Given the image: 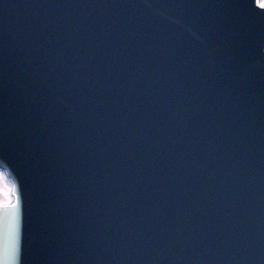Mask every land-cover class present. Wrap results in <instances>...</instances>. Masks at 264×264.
<instances>
[{
  "label": "water",
  "instance_id": "obj_1",
  "mask_svg": "<svg viewBox=\"0 0 264 264\" xmlns=\"http://www.w3.org/2000/svg\"><path fill=\"white\" fill-rule=\"evenodd\" d=\"M0 0V264H264V8Z\"/></svg>",
  "mask_w": 264,
  "mask_h": 264
},
{
  "label": "rangeland",
  "instance_id": "obj_2",
  "mask_svg": "<svg viewBox=\"0 0 264 264\" xmlns=\"http://www.w3.org/2000/svg\"><path fill=\"white\" fill-rule=\"evenodd\" d=\"M261 4H264V0H259ZM9 182L3 177L2 174H0V202L1 201H7L10 199L9 196Z\"/></svg>",
  "mask_w": 264,
  "mask_h": 264
},
{
  "label": "snow or ice",
  "instance_id": "obj_3",
  "mask_svg": "<svg viewBox=\"0 0 264 264\" xmlns=\"http://www.w3.org/2000/svg\"><path fill=\"white\" fill-rule=\"evenodd\" d=\"M262 7H264V4H262ZM5 206H9V202L8 201H5ZM10 206L15 207L16 203L12 202Z\"/></svg>",
  "mask_w": 264,
  "mask_h": 264
}]
</instances>
